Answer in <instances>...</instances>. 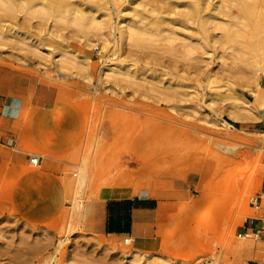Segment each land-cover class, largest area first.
I'll return each instance as SVG.
<instances>
[{"label":"rangeland","instance_id":"374dc122","mask_svg":"<svg viewBox=\"0 0 264 264\" xmlns=\"http://www.w3.org/2000/svg\"><path fill=\"white\" fill-rule=\"evenodd\" d=\"M1 1L0 264H264V237H239L264 190L260 10L224 2L202 36L166 1L143 23L154 0ZM77 14L106 21L108 45ZM244 104L249 121L228 116ZM146 197V230L103 232L108 200Z\"/></svg>","mask_w":264,"mask_h":264},{"label":"bare ground","instance_id":"6f19581e","mask_svg":"<svg viewBox=\"0 0 264 264\" xmlns=\"http://www.w3.org/2000/svg\"><path fill=\"white\" fill-rule=\"evenodd\" d=\"M154 1H155V3H152V4H150L151 2L148 3L147 6H150L149 8L146 9L145 7H143L141 9V11L137 12L141 23H143L142 21H145V19H147L146 16L148 14L157 10V7L155 6L156 3L157 4H163V2L166 1V2H169L171 4V7L174 8V11H172V12H174L173 13L174 16L172 15L174 17V21H172V22H175L174 26H175L176 31H180V32L181 31L189 32L191 30L192 31H196V30L198 31L200 29L203 33L202 36H204L205 31H208V28H209L208 24L210 22H213V21H218L220 15H221L220 8L222 7L224 2L229 3V4L233 5V7L237 8L239 10V15H237V16L242 17L246 20L247 19L250 20V19L255 18V16L251 12L252 11L251 7L258 8L260 10L258 18L260 19L261 22H264V0H220V4H216L215 2H213L214 0H163V1L162 0H160V1L154 0ZM166 2H165V4H166ZM0 4L2 5L3 8L7 7V4L5 2L1 1ZM167 5H169V4H167ZM44 9L46 10L45 6H43V10ZM172 12H170V13L172 14ZM37 14L38 15H45V17L47 16L45 11H40V12L37 11ZM171 19H172V17H171ZM84 20H89V24H87L83 27H85L89 31H91L92 37L95 38V41L101 45H108L109 33L106 31V21L97 22L95 20V18L91 15L85 16L83 14H81V15L77 14L76 16L73 17L72 23L73 22H79L80 24H82L81 22H83ZM195 22L197 23V29H195V28L193 29L190 27L191 24H193ZM221 29L224 31V34L226 36L229 35V33H230L229 29L225 28V26H221ZM256 29L258 32L259 31L264 32V25L258 24ZM119 32L122 36L126 35V38L129 41H138L139 37L142 35L141 34L142 29L141 28L137 29L131 24H128V25H125V27L119 28ZM202 39H204V38L200 37V40H202ZM99 40H101V41H99ZM185 49L186 50L184 51L183 54H185V55H191L192 54L193 46L187 45L185 47ZM256 50L258 52L259 49H256ZM256 50H254V51L256 52ZM82 58L84 60L89 59L86 56H82ZM182 69H185V68H182ZM190 69H192V68H190ZM188 70L189 69L187 68V71ZM185 71H186V69H185ZM185 71H184V73H185ZM177 82L178 81H176V84H177ZM181 82H184V81H181ZM176 84H174V85L177 87H182V86L185 87L184 83L183 84L180 83L179 85L178 84L176 85ZM177 87H175V88H177ZM177 89L179 91L180 88H177ZM177 89L175 92H177ZM180 92H182V91H180ZM173 94H175V93H173ZM176 95L174 97H176ZM169 97H171V95ZM175 101L176 100H174L173 102H175ZM241 107H242L241 109H243L245 111L244 114L241 112H237V111L230 109L228 111V116L237 122L249 121L248 119L251 117V113H248V112H250L248 109L249 106L247 104H244ZM34 162H36V160H34ZM179 175H178V177H179ZM175 176L177 177V175H175ZM124 182H125V180H124Z\"/></svg>","mask_w":264,"mask_h":264},{"label":"crops","instance_id":"0c3cea01","mask_svg":"<svg viewBox=\"0 0 264 264\" xmlns=\"http://www.w3.org/2000/svg\"><path fill=\"white\" fill-rule=\"evenodd\" d=\"M14 76H16L15 73L0 68V90L5 89L4 79ZM50 106V100H45V107ZM158 204L157 200L149 197L108 200L102 213L101 229L108 235H130L135 224L146 230L149 217L157 210Z\"/></svg>","mask_w":264,"mask_h":264},{"label":"built area","instance_id":"2783aa9c","mask_svg":"<svg viewBox=\"0 0 264 264\" xmlns=\"http://www.w3.org/2000/svg\"><path fill=\"white\" fill-rule=\"evenodd\" d=\"M253 208L259 214V217L247 218L244 221L239 230V237L241 238L264 237V190L254 200Z\"/></svg>","mask_w":264,"mask_h":264}]
</instances>
